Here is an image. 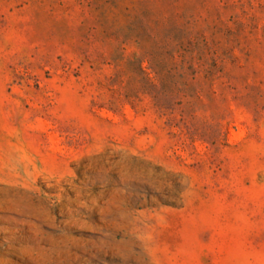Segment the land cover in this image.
<instances>
[{
	"label": "rangeland",
	"instance_id": "374dc122",
	"mask_svg": "<svg viewBox=\"0 0 264 264\" xmlns=\"http://www.w3.org/2000/svg\"><path fill=\"white\" fill-rule=\"evenodd\" d=\"M0 264H264V0H0Z\"/></svg>",
	"mask_w": 264,
	"mask_h": 264
}]
</instances>
